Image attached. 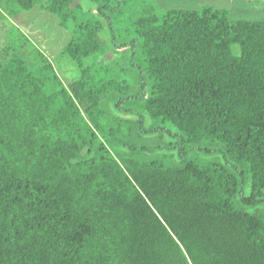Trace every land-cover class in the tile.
Masks as SVG:
<instances>
[{"label": "trees", "instance_id": "obj_1", "mask_svg": "<svg viewBox=\"0 0 264 264\" xmlns=\"http://www.w3.org/2000/svg\"><path fill=\"white\" fill-rule=\"evenodd\" d=\"M124 2L0 0V264H264V20Z\"/></svg>", "mask_w": 264, "mask_h": 264}, {"label": "rangeland", "instance_id": "obj_2", "mask_svg": "<svg viewBox=\"0 0 264 264\" xmlns=\"http://www.w3.org/2000/svg\"><path fill=\"white\" fill-rule=\"evenodd\" d=\"M146 5L153 6L158 15L168 10H200L202 8L209 7L212 9H227L233 19L264 20V0H125L121 6L123 15L119 18V22L114 28L115 35H117L120 31H124L128 34L125 36V39L129 40L132 37V35L129 34V31L132 28L128 21L134 19L136 15L133 13L134 10L141 9ZM91 7L94 8V6ZM93 8L92 10H94ZM21 17L26 18L24 22L26 24L25 26L36 29L33 31L38 37L39 43L35 42V44L37 46L39 45L40 48H42L40 44H42V46H46L48 48L47 51L52 52L50 57H54V53L59 51L67 43L69 34L57 27L54 17H51L46 13H40L37 8H34L28 14H22ZM0 22L3 25L8 26L7 30L5 29L2 31L0 29V45L4 44V41H10L12 45L15 46L16 42H12L13 39L8 40L11 38V35L15 36L13 29L10 28V25L7 24V22L2 20H0ZM104 31L105 30L101 33V39L107 46L104 37L106 33ZM124 50L128 53V48H125ZM111 54L113 55V53ZM119 55L114 57L112 56V58L118 59ZM107 58H110V56ZM51 59L53 60L54 58ZM53 61L55 62V60ZM68 64L69 63L67 61L64 63L60 60L56 63L57 68L58 65H60V71H64L63 73L65 75L69 74L72 69V66H69ZM136 112L141 113V109L136 107ZM189 157L191 158V155ZM217 158L220 157H216V159Z\"/></svg>", "mask_w": 264, "mask_h": 264}]
</instances>
